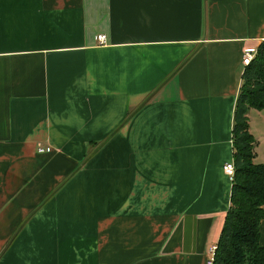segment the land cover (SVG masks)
Returning <instances> with one entry per match:
<instances>
[{
	"label": "crops",
	"instance_id": "0c3cea01",
	"mask_svg": "<svg viewBox=\"0 0 264 264\" xmlns=\"http://www.w3.org/2000/svg\"><path fill=\"white\" fill-rule=\"evenodd\" d=\"M263 39L264 0H0V264H207Z\"/></svg>",
	"mask_w": 264,
	"mask_h": 264
},
{
	"label": "trees",
	"instance_id": "16d2710c",
	"mask_svg": "<svg viewBox=\"0 0 264 264\" xmlns=\"http://www.w3.org/2000/svg\"><path fill=\"white\" fill-rule=\"evenodd\" d=\"M234 101L231 147L234 171L229 207L223 217L212 264H264V245L258 244V226L264 212V162L256 163L254 139L248 131L247 111L264 109V39L244 66ZM91 154L88 150L84 161Z\"/></svg>",
	"mask_w": 264,
	"mask_h": 264
},
{
	"label": "built area",
	"instance_id": "2783aa9c",
	"mask_svg": "<svg viewBox=\"0 0 264 264\" xmlns=\"http://www.w3.org/2000/svg\"><path fill=\"white\" fill-rule=\"evenodd\" d=\"M95 39L97 42H100V43L105 42V36L103 34L96 35ZM255 53H256V49H254V48L245 49V51L243 52V55H242V59H241L242 65L246 66L250 62L252 57L255 55ZM45 151H49L48 146H46L45 148H41V147L37 148V152L41 153V152H45ZM221 169H222L223 174L226 175L231 180L232 174L234 171V163H233L232 159H231V161H227V162L223 163ZM214 251H215L214 246H211L210 250H209V254L206 258L207 264H212Z\"/></svg>",
	"mask_w": 264,
	"mask_h": 264
},
{
	"label": "rangeland",
	"instance_id": "374dc122",
	"mask_svg": "<svg viewBox=\"0 0 264 264\" xmlns=\"http://www.w3.org/2000/svg\"><path fill=\"white\" fill-rule=\"evenodd\" d=\"M260 146H262V148H264V144L263 143H261V145ZM260 158H261V156L260 157H254V159H256V160H254L255 162H259L260 161ZM34 211V210H33ZM33 211H32V213L29 215V216H31L32 214H33ZM28 216V217H29ZM27 217V218H28ZM26 218V219H27ZM25 219V220H26ZM20 229V228H19ZM18 229V230H19ZM17 229L14 231V233L6 240V244L5 245H3L2 246V248L0 249V257H1V255L3 254V253H5L6 252V250H7V248L11 245L10 243H11V240L13 239V236L16 234V232L18 231Z\"/></svg>",
	"mask_w": 264,
	"mask_h": 264
}]
</instances>
